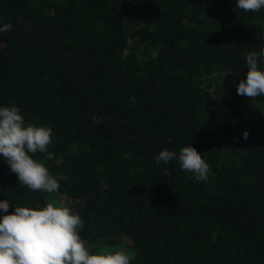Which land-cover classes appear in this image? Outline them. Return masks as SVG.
Returning a JSON list of instances; mask_svg holds the SVG:
<instances>
[{"label": "trees", "instance_id": "trees-1", "mask_svg": "<svg viewBox=\"0 0 264 264\" xmlns=\"http://www.w3.org/2000/svg\"><path fill=\"white\" fill-rule=\"evenodd\" d=\"M6 23L0 106L52 128L53 159L43 162L60 183L32 191L0 157L9 212L69 206L90 247L123 242L132 264H264V96L237 94L246 55L264 47V8L0 0ZM189 145L210 166L206 181L155 161Z\"/></svg>", "mask_w": 264, "mask_h": 264}, {"label": "clouds", "instance_id": "clouds-1", "mask_svg": "<svg viewBox=\"0 0 264 264\" xmlns=\"http://www.w3.org/2000/svg\"><path fill=\"white\" fill-rule=\"evenodd\" d=\"M237 8L245 13L264 8V0H236ZM13 25H0V33L11 31ZM247 72L237 85V94L255 100L264 96V47L250 51L245 57ZM135 104V97H131ZM249 132L243 133L247 140ZM53 143L49 126L26 123L15 106H0V157L15 173L20 184L32 191L56 193L59 180L43 161L52 160L48 151ZM42 158H36V154ZM177 161L185 173L196 181L208 179L209 164L192 145L177 154L163 149L155 157L157 164ZM60 179H68L61 177ZM9 200H0V264H132V253L98 247L94 250L81 237L84 220L69 206L47 202L43 207L15 206L9 212Z\"/></svg>", "mask_w": 264, "mask_h": 264}, {"label": "rangeland", "instance_id": "rangeland-1", "mask_svg": "<svg viewBox=\"0 0 264 264\" xmlns=\"http://www.w3.org/2000/svg\"><path fill=\"white\" fill-rule=\"evenodd\" d=\"M121 244H123V242L118 244V245H115V246H102V245H99V247H105V248H107L109 250H119L121 247H123V246H121ZM129 252L133 254V251L129 250Z\"/></svg>", "mask_w": 264, "mask_h": 264}]
</instances>
